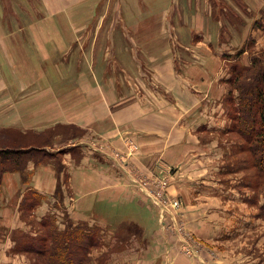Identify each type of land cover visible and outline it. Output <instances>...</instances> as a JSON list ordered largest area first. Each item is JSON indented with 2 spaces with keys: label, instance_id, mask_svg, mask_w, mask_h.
Returning <instances> with one entry per match:
<instances>
[{
  "label": "rangeland",
  "instance_id": "rangeland-1",
  "mask_svg": "<svg viewBox=\"0 0 264 264\" xmlns=\"http://www.w3.org/2000/svg\"><path fill=\"white\" fill-rule=\"evenodd\" d=\"M18 1L23 0H0V10L8 15L13 3L17 5ZM29 1L31 5L35 1L39 8V0ZM114 6L115 0H102L96 8L94 19L87 26L105 30L112 28L120 33V24L114 20ZM196 6H199V11L206 9V28L210 30V38L208 35L198 36L199 33L190 30L191 24L186 22L189 20L184 17V13H192ZM124 9L129 15L130 9L127 10V6ZM25 10L28 11V8ZM8 22L15 23L12 19ZM166 24L167 31L175 33L168 39L173 78H162L170 79L168 83L156 78L161 73L147 62L142 53L139 59L143 68L135 70L133 66L134 72L126 74L120 72L119 68L115 72L118 96L138 95L145 108L158 109L162 114L157 117L160 120H156V124L160 122L161 125L156 127L164 130L165 139L157 140V148L161 150L157 158L145 157L139 161L137 155L140 147L129 134H125L124 129L117 133L121 140L112 142L114 137L94 131L90 126H78L71 122L54 123L42 130L20 131V127L4 125L1 121L0 147L8 144L16 148L45 149V155L38 164L43 162L53 166L57 180L52 196L46 199L42 194L49 210L41 218H53L54 224L50 225L48 221L45 227L48 233L62 230L68 222L95 226L94 234L103 236L98 248L107 247V250L95 255L97 246L90 249L92 261L89 264L111 263L110 252L121 254L118 257L121 264H131L132 258L140 256L132 252L131 255L124 254L126 246L134 242L142 246L150 238L143 239V230L136 224L108 228L92 212L86 214L84 220L70 217L65 204L66 200H70L71 193L63 186L68 183L69 174L64 164L65 155L70 154L78 161L74 165L88 168L99 166L105 172H111L114 179L111 189L117 193V199L130 194L143 204V208L137 210L133 206L134 202L129 205L118 203L115 208L118 216H131V220L139 222L141 218L146 219L148 210L155 223L154 215L151 214L154 211L163 236L161 233L156 234L161 235L163 241L179 242V249L190 261L196 260V264H205L206 261L208 264H264V183L256 177L247 144L232 130L235 100L234 97L229 99L230 95H236V90L232 89L229 82L232 66L248 65L254 55L264 60V0H178L172 18ZM105 37L102 35L100 39L104 42ZM201 38L203 47L208 42L209 50L204 51L199 47L198 39ZM126 60L127 56L123 54L120 61L126 63ZM205 62L210 66H206L209 73L217 79L216 86L222 95L221 99L206 100L204 95H209L207 91L210 89H203L198 83H191L185 78L183 81L188 84L178 83V76L184 73L187 65H204ZM105 66L106 72L109 71ZM189 95H194L197 100ZM3 112L7 113L6 110ZM7 117L8 114L5 115ZM79 138H83L87 144L72 145ZM155 142L146 138L143 149L151 151ZM34 154L33 159H38L37 153ZM26 173L25 181L20 176L22 194L19 193L18 200L15 196L17 192L12 191L17 187V180L10 179L7 186L4 184V172L1 176L0 211L3 212L1 207L5 206L13 214L16 205L23 220L28 222L25 229L30 228L8 232L0 225V264H31L35 261H32L31 254L14 251L13 245L8 250L6 245L8 236L13 238L26 234L35 237L40 232L38 221L32 215L27 216V212L24 213L19 207L23 193L28 199H34L27 186L39 192L30 184L29 173ZM134 181H141L145 190L151 194L154 192L170 207L174 206L171 207L172 211L168 210L169 213L163 215L166 221L164 227L160 222L161 209L151 203L149 196ZM88 182L89 185L93 184L91 179ZM89 195L86 197L89 198ZM192 224H197L204 233L194 234L196 232L191 230ZM148 234L145 237H149ZM157 257L158 260L155 255L154 264H162L161 257Z\"/></svg>",
  "mask_w": 264,
  "mask_h": 264
},
{
  "label": "crops",
  "instance_id": "crops-1",
  "mask_svg": "<svg viewBox=\"0 0 264 264\" xmlns=\"http://www.w3.org/2000/svg\"><path fill=\"white\" fill-rule=\"evenodd\" d=\"M39 2V8L35 1L34 5L29 0L18 1L17 5L13 3L8 15L0 10V106L3 107L0 108V122L20 127V131L42 130L54 123L71 122L78 126H90L94 131L114 137L112 142L121 140L117 133L124 129L125 134H129L140 147L137 155L139 161L145 157H156L161 151L157 148V140L165 139L164 130L156 127L160 124H156V120H160L157 117L162 114L158 109L145 108L138 95L118 96L115 72L118 68L125 74L134 72L133 66L135 70L143 68L139 59L142 53L147 62L161 73L160 77H156L160 82L168 83L173 78L168 39L175 33L167 31L166 22L172 18L178 0H115L114 20L120 24V33L112 28L105 30L87 26L94 19L96 8L102 0ZM125 6L127 10L130 9L129 15L125 12ZM24 8H28V11ZM205 10L199 11V6H196L192 13H184V17L191 24L190 30L197 31L198 36L208 35L210 38ZM10 19L15 23L9 24ZM102 35L106 36L104 42L100 39ZM201 40L198 39L199 47L204 51L209 50L208 42L203 47ZM123 54L127 56L126 63L120 61ZM105 65L110 69L107 72ZM206 66V62L204 65H187L184 73L178 76V83L188 84L183 81L185 78L191 83H198L203 89H210L207 91L209 95H204L206 100L221 99L217 79ZM165 77L171 78L162 79ZM189 96L197 100L194 95ZM6 114L9 117L5 118ZM146 138L156 141L149 152L143 149ZM73 144L86 145L87 142L79 138ZM65 156L64 164L69 174L68 183L63 186L71 193L65 207L71 218L75 216L78 220H84L86 214L92 212L108 228L122 224L140 227L144 233L143 239H150L142 246L128 242L131 245L126 246L124 254L136 253L140 256L132 258L131 264H154L155 255L157 260V255L161 257L162 264H196V260L190 261L183 255L179 242L160 239L161 235L157 234L163 236V232L154 211L150 213L154 215L155 223L148 210L146 219L141 218L139 222L131 220V216H118L115 213L118 203L129 205L134 202L137 210L143 208V204L130 194L117 199V193L111 189L114 180L111 172H105L99 166L88 168L74 165L78 161L71 154ZM26 169L33 188L45 198L52 196L57 180L53 166L43 162L36 165L30 161ZM20 176L19 172H12L3 177L7 186L10 179L17 180V187L12 190L17 192V200L19 193L22 194ZM89 179L93 181L92 185H89ZM88 194L89 198L86 197ZM45 198L30 214L36 221L49 210ZM14 208L11 214L5 206L1 207L4 210L0 211L1 227L4 226L8 232L14 229L28 230L30 226L25 229L27 221L23 220L16 205ZM191 226V230L196 232L194 234L204 233L197 224ZM148 232L149 237H145ZM6 239L9 250L14 241L9 236ZM103 248H98L95 255L107 250V247ZM114 253L110 252L109 264H121L118 258L121 254ZM205 264H208L207 261Z\"/></svg>",
  "mask_w": 264,
  "mask_h": 264
},
{
  "label": "trees",
  "instance_id": "trees-1",
  "mask_svg": "<svg viewBox=\"0 0 264 264\" xmlns=\"http://www.w3.org/2000/svg\"><path fill=\"white\" fill-rule=\"evenodd\" d=\"M229 82L232 89L236 90V95L229 96L230 100L233 97L235 100L232 130L247 144L246 149L250 152L256 177L264 183V60L259 55H254L248 65H233ZM5 145L0 147V182L3 172L6 171L19 172L25 181L28 162L38 164L45 155L44 148H16L15 145ZM34 153H37L38 159H33ZM27 188H30L28 192L34 199H28L23 193L19 207L28 216L43 200V196L32 187ZM48 217L39 219L40 232L35 237L26 234H21V237L14 236V251L31 254L32 261L35 260L31 264H89L90 249L93 250L96 246L98 248L103 237L94 234L95 226L88 227L85 223L73 225L68 222L62 230H51L48 233L45 228L48 221L50 225L54 224L53 218Z\"/></svg>",
  "mask_w": 264,
  "mask_h": 264
},
{
  "label": "built area",
  "instance_id": "built-area-1",
  "mask_svg": "<svg viewBox=\"0 0 264 264\" xmlns=\"http://www.w3.org/2000/svg\"><path fill=\"white\" fill-rule=\"evenodd\" d=\"M114 159V158H113ZM164 179H165V177H164ZM134 183L137 185V187L141 190V191H143L145 194H147L148 196H149V198H150V200H151V203H155L154 205L157 207H159V209H161V215H160V217L162 218L161 220H160V222H161V224H162V226L164 227L165 225H166V221H165V216H163L164 215V213H169L168 212V210L170 211H172V208L174 207V206H172L171 205V207H170V205L169 204H166V202H164L160 197H158L154 192L151 194V193H149L147 190H145L144 188V184L141 182V181H134ZM144 194V195H145ZM157 207V208H158Z\"/></svg>",
  "mask_w": 264,
  "mask_h": 264
}]
</instances>
